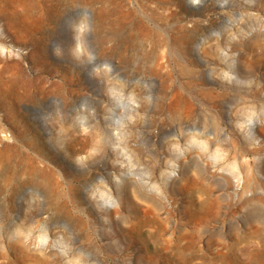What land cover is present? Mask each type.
Instances as JSON below:
<instances>
[{
  "label": "rangeland",
  "instance_id": "obj_1",
  "mask_svg": "<svg viewBox=\"0 0 264 264\" xmlns=\"http://www.w3.org/2000/svg\"><path fill=\"white\" fill-rule=\"evenodd\" d=\"M1 5L0 43L11 48L0 55L35 53L31 69L20 65L37 88L59 91L31 98L22 71L7 66L18 83L0 80V99L14 104L19 123L0 111V139L19 135L18 148L51 167L60 185L13 174L0 189V264H264V52L250 55L264 45V0H180L187 53L167 50L164 85L150 75L146 43L122 49L110 33L100 42L98 0H62L55 31L17 0L4 12ZM84 13L91 61L73 55L71 25ZM185 173L196 179L184 183ZM137 182L159 195L137 194ZM108 194L117 208L100 199ZM153 215L163 226H150ZM40 234L46 244L37 245Z\"/></svg>",
  "mask_w": 264,
  "mask_h": 264
},
{
  "label": "bare ground",
  "instance_id": "obj_2",
  "mask_svg": "<svg viewBox=\"0 0 264 264\" xmlns=\"http://www.w3.org/2000/svg\"><path fill=\"white\" fill-rule=\"evenodd\" d=\"M1 9L10 7L11 0H1ZM24 7V11L31 16H36L41 19V22L49 24L51 31H55L58 25L63 20V14L61 10L62 0H17ZM99 13L102 16V24H100V30L102 35L100 42L104 43L108 39V33L113 36L116 42L123 44L122 49H126L135 42H143L148 45V52L145 57L150 60L148 67L151 76L157 75L160 77L159 82L161 84L166 83V78L162 75L169 72L167 68L168 58L167 50H175L178 53L186 57V41L188 28L179 22L183 20L180 0H98ZM6 11V10H5ZM39 38V37H38ZM115 43V42H114ZM110 44L111 51L122 50ZM264 52V45L260 48L253 49L250 53L251 56H255ZM35 53L30 55H19V59L16 57H3L0 55V80L12 81V84L17 85V79H13L10 75H6L5 68L18 66L23 73L22 89H26V92L31 98H36L40 95L56 94V87L44 86L37 88L35 81L33 80V73H28L26 68L20 65L22 60H28V68L33 66V58ZM183 57V56H182ZM195 62L192 59L184 61V68L191 74L196 72ZM8 66V67H7ZM9 69V68H8ZM202 76L196 75L194 82L196 84L202 83ZM9 83V82H8ZM62 84V83H61ZM8 85V84H7ZM11 90V89H10ZM12 92V91H11ZM10 92V93H11ZM14 104L11 101L0 99V111H3L2 119L12 118L15 122L19 123V116L16 114ZM4 123V122H3ZM0 128L1 122H0ZM4 131V130H3ZM22 131V130H20ZM201 132L200 134H202ZM15 142H6L0 139V189L7 185V181L13 174L20 175L19 182L23 180L33 179L32 176L36 175L39 182L46 186L49 190H53L60 185V181L53 173L51 167L44 163H40L35 156L30 155L28 152H22L18 148L17 141H20L19 135H14ZM2 140V141H1ZM205 140H201L204 143ZM104 146V150L107 149ZM183 182L187 183L190 180H195V176L190 173H185L182 177ZM150 181L146 184L149 185ZM17 183H14V187ZM153 186L152 184L149 187ZM152 188V187H151ZM153 189V188H152ZM156 189V188H155ZM137 194H142L145 197L156 199V194H147L144 190V182H137L136 185ZM162 194H167V188L159 189ZM153 202V201H152ZM152 205V204H151ZM151 208V207H149ZM151 227L163 226L165 217H159L153 215L149 220ZM153 235L156 233V228ZM153 230H151V233ZM177 243L174 241V244ZM181 246V245H180Z\"/></svg>",
  "mask_w": 264,
  "mask_h": 264
},
{
  "label": "clouds",
  "instance_id": "obj_3",
  "mask_svg": "<svg viewBox=\"0 0 264 264\" xmlns=\"http://www.w3.org/2000/svg\"><path fill=\"white\" fill-rule=\"evenodd\" d=\"M192 3L193 4H197V3H199V0H192ZM71 27H72V29H73V31L75 33V36H74L75 44H74V48H73V55L77 59H80L83 56H87L88 60L91 61L92 59H94V57L91 55V53H89L86 50L85 41H84L85 34L90 31V25H89V22H88L87 13H84L81 16V18L79 19V21L76 22V23H73L71 25ZM6 47L7 48H11L10 45L6 46L3 43H0V52H3L6 49ZM55 52H56L57 55H59V47L58 46L55 48ZM19 53H20V50H18V49H15L14 52H13V54L16 56L17 59H19ZM102 69H103L104 72H107V73L111 72V70H112L111 66L109 64H107V63H105L102 66ZM100 70H101V68L95 69V71L97 73ZM223 76H224L225 79H229V80L231 79V75L228 72H224ZM110 94L114 98H117V99H122L123 98L122 92L117 91V90H110ZM128 99H129L130 103L136 104V99H135L134 94H130ZM81 126H82L83 131H85V132L88 131V128L84 126L83 119L81 120ZM190 142L194 143V141H190ZM173 148L175 150L179 151V145H173ZM169 164L171 166H173V167L175 166L173 161H169ZM100 199L107 206H110V207H113V208H117L118 207L117 202L115 201L114 197L111 194H108L106 196H102V197H100ZM17 232L20 235H24L23 233L19 232V230H17ZM30 235H31V233H28V235L25 236V239H27L28 236H30ZM47 240H48V237H47L46 234H40V235H38L36 237L37 245L46 244ZM72 264H80V261L77 259V260L73 261Z\"/></svg>",
  "mask_w": 264,
  "mask_h": 264
},
{
  "label": "snow or ice",
  "instance_id": "obj_4",
  "mask_svg": "<svg viewBox=\"0 0 264 264\" xmlns=\"http://www.w3.org/2000/svg\"><path fill=\"white\" fill-rule=\"evenodd\" d=\"M251 122H252V119H251V117H249V118L247 119L246 123H247V124H250ZM200 147H201L202 150H205V151L207 150V146L204 145V144H202V143H201ZM217 156H218V154H217Z\"/></svg>",
  "mask_w": 264,
  "mask_h": 264
}]
</instances>
